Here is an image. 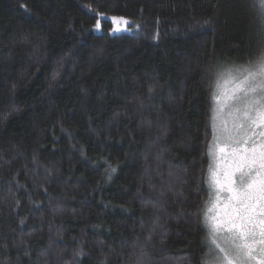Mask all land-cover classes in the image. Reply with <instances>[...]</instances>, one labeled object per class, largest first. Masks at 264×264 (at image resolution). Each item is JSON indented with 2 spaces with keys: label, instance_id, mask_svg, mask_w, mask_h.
Instances as JSON below:
<instances>
[{
  "label": "trees",
  "instance_id": "obj_1",
  "mask_svg": "<svg viewBox=\"0 0 264 264\" xmlns=\"http://www.w3.org/2000/svg\"><path fill=\"white\" fill-rule=\"evenodd\" d=\"M259 11L0 0V264H204L210 69L255 56Z\"/></svg>",
  "mask_w": 264,
  "mask_h": 264
},
{
  "label": "snow or ice",
  "instance_id": "obj_2",
  "mask_svg": "<svg viewBox=\"0 0 264 264\" xmlns=\"http://www.w3.org/2000/svg\"><path fill=\"white\" fill-rule=\"evenodd\" d=\"M259 5L260 43L255 56L210 69L217 106L212 109L208 150L212 160L206 177L208 199L200 217L218 250L216 264H264V0ZM96 17V31L102 30L103 19L111 21L113 33L127 31L131 23L124 16L100 11ZM225 110L230 127L217 124L216 113ZM136 264H147L143 249Z\"/></svg>",
  "mask_w": 264,
  "mask_h": 264
},
{
  "label": "rangeland",
  "instance_id": "obj_3",
  "mask_svg": "<svg viewBox=\"0 0 264 264\" xmlns=\"http://www.w3.org/2000/svg\"><path fill=\"white\" fill-rule=\"evenodd\" d=\"M121 32H124V31H121ZM125 32H131L130 24L128 26V30L125 31ZM117 33H119V32H117ZM113 34H116V33H113ZM216 106H217V104H216V101L214 100V107H216ZM216 115H217V124H218V126L222 122L227 123V125L229 127L231 126V121H230V119L227 116V110H225L224 113H216ZM212 117H213V115H212ZM211 163H212V160H211ZM208 243L210 245V249H209V251L207 253V256H206V258L204 260V264H216V262L214 260V256L216 254H218V250L215 249L214 245L212 244L211 236H208ZM220 255H222V254H220Z\"/></svg>",
  "mask_w": 264,
  "mask_h": 264
}]
</instances>
